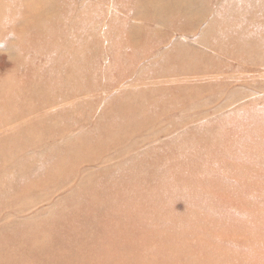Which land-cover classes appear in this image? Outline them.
<instances>
[{"label": "rangeland", "instance_id": "rangeland-1", "mask_svg": "<svg viewBox=\"0 0 264 264\" xmlns=\"http://www.w3.org/2000/svg\"><path fill=\"white\" fill-rule=\"evenodd\" d=\"M12 1L0 0V95L14 91L0 99V264L214 263L201 252L255 264L264 169L246 144L264 140V0H187L201 15L164 23L139 0ZM232 15L246 24L230 39ZM121 31L135 49L108 48ZM77 45L86 58L66 69L83 90L45 72L58 73L49 48L68 64ZM126 93L138 107L125 111ZM205 198L216 209L200 217ZM137 203H156L147 221Z\"/></svg>", "mask_w": 264, "mask_h": 264}, {"label": "bare ground", "instance_id": "bare-ground-1", "mask_svg": "<svg viewBox=\"0 0 264 264\" xmlns=\"http://www.w3.org/2000/svg\"><path fill=\"white\" fill-rule=\"evenodd\" d=\"M8 1L9 0H7L6 6H5V8H7V9L10 8V5L13 6V1L12 2H8ZM191 1H193L194 3L196 2V0H191ZM29 2H31V1H29ZM118 2H119V5L122 4V0L121 1L118 0ZM137 3L140 6L142 5L145 7H149L153 11L155 16L158 18L157 20L162 21V23L166 22L169 19V18H164L165 15L168 13V11H169V15H171L175 12H178L182 15L191 16V17H193V15L200 16L201 15L200 13L202 12V11H199L198 6L193 5L191 2H188L187 0H139V2H137ZM202 5H205V3H202ZM192 10H193V13H192ZM238 12L241 14H247L248 13L247 11L244 12L243 7L241 9L240 6L238 7ZM221 19H223V21L226 22V24L224 25V28H225L224 34L226 36H228L230 39H232L234 37V31L233 30H234V27L236 25H240V26L244 27V25L246 24V21L242 17L240 18V16H236V15L235 16L232 15L231 18L222 17ZM122 31H124V29ZM122 31L118 35H116L115 41L112 43V45L110 47H108V48H111L112 51L116 49L118 52H120L121 49L123 50V49L127 48V46L130 48H133V49H135L138 46L136 44V42L133 40L135 35L127 36L128 38L125 42L126 44L123 41H121L120 36H122V34H123ZM22 34H23V32H22ZM215 34H218V33H215ZM70 38L71 37H69L67 40H69ZM219 38L223 39L224 37L222 35H220ZM214 42H216V40L213 38V43ZM216 45L220 46V44H218V43ZM78 47H79V45H77L76 48H73L74 55L71 58H67V60L70 61V63H68V64L66 63V60L62 61V62H58L57 57H56V55L61 56V55L65 54L68 51L67 49H64L62 46L57 51H54V49L49 48V50H47L49 52L48 58H51V60L54 61V62H50L51 67L55 68L58 71V73L56 75H54V74H51L49 72V70L45 71V72L48 73L50 76H58L59 81L65 83L64 87H66V88H71L74 90H83L85 87V84H88L87 81L86 80L83 81L82 77L79 76L77 73H75L69 69H66L67 67L76 68L78 66V64L74 63L73 61L82 59L81 55H82V52H84V51H82V49L77 50ZM24 57L25 56H23V52H22V53H20L18 60L20 62H23V61L25 62L26 59H24ZM85 58H86V53H85L84 59ZM206 58H207V56H205V55L197 54L195 56V62H198L200 65L205 66L206 64H204V61L206 60ZM175 66H176V69L177 68L180 69V67H181V65H179V64L175 65ZM175 66H174V68H171V70H170V68L168 70L165 69V70H167L166 72L175 70ZM25 68L28 70H31L30 67H25ZM40 71H38L36 74L39 75ZM102 75H103V73H102ZM48 82H51V81L48 79L46 84ZM51 85H53V83ZM13 92L14 91L11 90V91L4 93L3 95H0L1 104L5 100H7V101L11 100L10 97L12 96ZM46 94H47V90L44 93V97L45 96H46V98L53 97V94H51V95L50 94L46 95ZM138 94H143V93H138ZM137 96H138L137 93H126L120 98V100H121L120 104L121 105L123 104L125 106V111H128V108L131 107V103L137 98ZM134 103L136 104V107L139 106V104H137L136 101H134ZM45 124H46L45 122H38L37 125H45ZM36 127H38V126H36ZM260 129L264 130V128H260ZM259 134L264 135V131H263V133H260V131H259ZM246 147L251 153H257L256 156H260L261 167L264 169V140L262 142H258V144L257 143L246 144ZM250 169L251 168H247L246 172L250 171ZM204 174L205 173L203 170L200 171V173H199L200 181L197 182L198 186H200V184L205 183L202 181V179L204 178ZM239 175L242 177L245 176V171ZM240 184L247 185V187L251 186L249 183L245 184V182H243V181H241ZM174 187H175L174 184H170V185L165 184L162 187H158L157 192L160 193L164 190L173 189ZM254 187L259 188V189H264V170L260 171V175L258 176V182L254 183ZM209 191H211V190H209ZM201 203L203 204L202 209H204V210L202 211L200 217H203L204 215H206L210 212H213L216 209V205L215 206L212 205L213 202H212L211 198H205V200H202ZM206 203H208L209 209H208ZM155 205H156V203L147 204L145 206H140V208H139V205L137 203L135 206L134 215H135V213H139L144 218V220L147 221V218L145 215H147L149 209L151 207H154ZM136 211H138V212H136ZM153 211L156 212V215L153 216V219L157 221L156 226H162L163 227V229H160L161 227L160 228L155 227L154 230L157 231V233L166 230V227L162 225L163 224L162 221L158 224V221L160 219V215L163 211L156 210V209H154ZM255 211H257V213H258V215H257L258 217L262 216L264 218V212H261V207H256ZM261 225H262V227H260L259 233L264 234V224H261ZM261 242L262 241L260 239H259V242L254 240V243L256 244V246L253 250V253L248 257V258H250L249 260H251L255 264H264V259L261 258L262 257L261 255H264V245ZM259 244L262 245V248H261V246H259ZM201 253L212 255V258L214 261L213 264H217V262L215 260L216 257L213 253H203V252H201ZM162 254H163L164 259L169 261L168 259H166L169 257L166 255V254H168V252H163Z\"/></svg>", "mask_w": 264, "mask_h": 264}]
</instances>
